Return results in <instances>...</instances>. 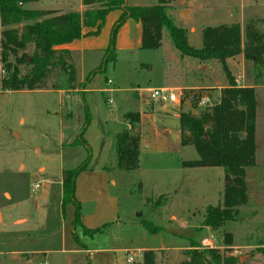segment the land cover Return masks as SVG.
Instances as JSON below:
<instances>
[{"label":"rangeland","instance_id":"374dc122","mask_svg":"<svg viewBox=\"0 0 264 264\" xmlns=\"http://www.w3.org/2000/svg\"><path fill=\"white\" fill-rule=\"evenodd\" d=\"M127 2L129 5L151 6L158 4L159 0ZM166 2L167 14L178 26L186 29L189 43L196 48H199L201 42L203 45V29L206 25L217 26L218 21L224 20L229 14L237 20L241 16L261 21L264 18V0ZM79 5L80 0H37L25 3L24 7L58 8L68 12L76 10ZM183 10L189 11L187 17L181 16ZM258 25L264 27L263 22ZM2 29L0 23V40ZM164 34L163 45L158 49L139 47L132 51H120L115 62L109 63L105 71L92 77L87 84L91 90L88 92L83 81L91 73L89 64L94 59L86 58L78 64L74 85L70 86L66 72L55 68L47 79V89L18 91L1 88L5 73L0 59L2 248L6 246L4 242L12 248V243L17 244L18 237L30 234L36 237L35 244L39 248L49 251L46 255H38L37 264L45 261L46 264H130L124 263L120 257L124 255L126 258L125 252L115 254L104 249L109 246L136 247L147 241L152 245L163 244L169 247L170 263L174 264L173 259L177 260L180 254L176 248L182 245H188L189 248L193 241L189 237L196 239L201 235L195 227L202 223L209 205H218L223 200L226 172L223 167L183 165L184 161L198 159L199 154L193 145L181 144L179 115L192 109L194 95L208 94L213 101H218V89H190L189 97L180 105L149 99L148 89L180 86L190 79L209 83L214 81L216 83L212 84L220 87L228 85V78L218 60H199L204 64L202 70L196 73L187 70L186 64L196 59L182 55L180 57L171 43L169 31L164 29ZM33 50L34 46L31 45L27 53L31 55ZM75 58L71 59L73 64ZM245 59L253 62L246 57ZM10 60L14 61V58L11 57ZM19 68L21 74L30 70L28 64ZM108 80L112 83L109 84ZM104 89L113 91H103ZM182 91L183 89L179 92L176 90L180 94ZM258 98L260 115L257 121V163L247 170L250 172L246 177L249 202L247 206H241L242 211L240 210L235 220L242 223L246 231H240L237 235V249H220L227 255H234L236 251L242 254L253 251L254 256L246 264H264V87L258 90ZM202 109L199 106L195 113ZM128 112L141 114L138 124L141 128L140 163L133 170L117 166L114 148L116 134L130 128L125 119ZM85 123V143H79ZM85 163V170L106 172V178L79 173L76 179L79 198L76 191L75 196L80 203L81 220L82 215L93 213L96 205H105L106 195L102 192L94 195L91 188L96 183L100 186L102 181L106 193L116 198V206L114 208L108 204L109 207L102 209L100 213L109 214L113 209V214L122 219L123 225L111 226L106 231L93 235L77 226L76 240L73 239L71 229L73 231L72 222L78 206L71 202L64 209L60 180L63 170L74 169ZM44 177L47 180L42 181ZM112 180L115 181L114 184ZM97 197L100 202L96 204ZM173 216L177 220L173 221ZM144 220L153 222L161 230L157 234H151L144 226L132 224ZM170 229L181 230L183 236L169 233ZM220 235L223 236V233ZM63 236L67 239L66 243L62 242ZM226 239L229 238L224 235L225 243ZM71 244H78L88 251L80 255L68 254L66 251L74 246ZM218 245L219 242L215 243V246ZM9 248L5 251H9ZM7 258V254L0 255V263H7Z\"/></svg>","mask_w":264,"mask_h":264},{"label":"trees","instance_id":"16d2710c","mask_svg":"<svg viewBox=\"0 0 264 264\" xmlns=\"http://www.w3.org/2000/svg\"><path fill=\"white\" fill-rule=\"evenodd\" d=\"M37 0H0V23L3 27L0 40V59L3 64L1 88L3 90L47 89V79L55 68H61L68 75V82L77 80L76 66L71 62L69 49L58 48L86 35L85 27L95 28L91 35L100 34L108 14L116 9L122 11L114 23L107 49L99 67L91 71L83 83L87 84L98 72L106 70L109 63L117 60L116 40L119 29L133 18L142 24L141 49H158L162 46L163 31H169L173 47L182 55L200 61L218 60L228 78V85L221 89L219 100L211 107L194 113L199 105V96L192 97V109L179 115L181 144L193 145L199 158L183 162L186 167H223L225 188L223 200L218 205L206 208L204 226L219 229L227 222L235 221L241 206L248 203L246 184L247 169L256 165V120L257 99L255 87H240L228 66L227 60L244 54L255 66V77L264 76V27L258 23L264 19H249L245 29V44L239 23L206 26L203 29V45L196 48L188 41L185 28L178 26L166 12V0L151 6L129 5L127 0H82L87 8L83 11L63 12L53 9H27L24 4ZM33 45L31 55L28 48ZM13 57L14 61L10 60ZM28 64L30 70L21 74L20 66ZM183 102L189 97L190 89H183ZM130 128L115 136L117 166L133 170L139 167L141 148V121L139 112L125 115ZM79 143H85L83 132ZM78 143V142H77ZM87 164L62 172V206L74 202L78 206L73 222L88 234L101 233L109 224L95 229L84 226L81 220L80 203L76 199V179ZM150 233L161 228L151 221L141 222ZM76 235V234H75ZM231 243V235H226ZM75 239L77 237L75 236ZM186 259L178 264H237L240 256L227 255L219 248L204 247L195 241L184 251ZM253 255L254 252L249 253ZM247 255V254H246ZM158 264L157 251L143 252L141 263Z\"/></svg>","mask_w":264,"mask_h":264},{"label":"crops","instance_id":"0c3cea01","mask_svg":"<svg viewBox=\"0 0 264 264\" xmlns=\"http://www.w3.org/2000/svg\"><path fill=\"white\" fill-rule=\"evenodd\" d=\"M86 8H87V6H84L82 3V0H80L79 7L73 11L83 12ZM53 10L64 11L63 9H58V8L53 9ZM121 13H122V11L119 9H116V10L110 12L106 18V22H105L100 34L91 35V34H89V32L95 30V28L85 27L84 28V33H86L85 36H83L80 39H76L70 43L59 46L58 48L69 49L72 52L73 57H76L75 58L76 69H77L78 64H80L81 61L84 62V60L86 58L94 59L95 61L89 64V66H91L92 71H93L94 69L99 67L100 64L102 63V60H103V57L105 54V50L107 49L108 44H109L111 29H112L114 23L116 22V20L120 17ZM192 13H193V11L191 10V16H192ZM249 19H253V18L241 16V18L237 20V19H234V16H232V14H229V16L227 15L224 17V20L218 21L219 23H217V25H221V24L230 25L233 23H239L241 26V31H242V35H243V43H244L245 42L246 23ZM261 19H264V18H261ZM164 35L165 34L163 31V37H164ZM141 39H142V24H141V22H139L133 18L128 19L124 23V25L119 29L118 34H117V40H116L117 54L120 51H132L135 48H139L141 46ZM162 45H163V43H162ZM201 45H202V42H201ZM201 45H199V47ZM178 55H180V57H181V54H178ZM196 60L199 61L198 59H196ZM196 60L194 62H189L186 64V67H188L187 70H189V69L193 70V73H196L197 71L202 70L204 64L200 63V61L197 62ZM227 63H228V66L231 70V73L234 76L238 86H240V87L250 86V87H255V89H256V99H257L256 145L258 146V143H257V131H258L257 121H258L259 115H260L258 90L260 88L264 87V82H263L264 77L261 78L263 80L256 79L255 74H254V69H255L254 63L247 61L245 59V56L243 53L236 56V57L228 59ZM145 65H147V64H145ZM186 74H187V72L185 73V75ZM184 82L185 83L180 85V86H175V87L166 86V87L171 89V90H175V91L177 90V92H179L182 89H194L195 90V89H204V88H217L218 92H219L218 94L220 96L222 87L224 88L226 86V84L223 83L224 84L223 86L217 87L216 85L212 84V83H216L214 81L209 83V81H201V80H197V79H190V80L184 81ZM208 84H212V85H208ZM85 90H86V92L91 91L90 89H88V86L86 87ZM103 91H106V90L104 89ZM111 101L112 100H110V102ZM257 151H258V148L256 149V157H257ZM256 163H257V161H256ZM247 170H249V168ZM105 173L106 172H102V171L101 172H95V171L91 172L89 170H84L81 172L80 175H82V174L92 175V176H96V175L99 176L100 175V177H103V179H104V178H106ZM249 173L250 172L247 171V175H246L247 178L249 176ZM93 179L91 180V183L93 182ZM38 182H40L39 179H38ZM100 182H101L100 186H98L99 183L92 185L91 188H92L93 194L95 195L97 192L98 193L102 192L104 195H106L107 201H104L105 205H103V206L96 205V209L93 213L88 214V215H82V223L84 224L85 227H87L89 229H94V228L100 226V224H102V225L109 224L107 229L110 228L111 226L122 227V225H123L122 219L119 216L113 214L114 211L112 208H111L112 210L109 214L103 215V213H100L102 209L109 207L108 204L112 205V207H114V208L116 206V198H114L110 194L106 193V187H105L104 183H102V181H100ZM111 182L113 184L115 183L114 180H112ZM60 183L62 186V178L60 180ZM246 184H247V189H248V179H246ZM76 195L79 198V196H78V181L76 182ZM248 197H249V194H248ZM95 201L97 204L100 202V199L97 197V198H95ZM248 202H249V199H248ZM247 204H246V206H247ZM241 209L242 208H240V210ZM2 219H3V216H2ZM172 219H173V221L177 220V217L173 216ZM24 221H25V219H24ZM72 224H73V222H72ZM132 224L133 225L138 224V226L143 227V224H141L140 222H133ZM195 228L199 230V233L201 235L196 237V239H194L195 237H189L190 240H193L197 243L203 244L205 239L209 238L210 236H214V239H213L214 242L215 243L219 242V245L216 247L221 249V250L228 249V248L237 249V247H238L237 235L239 234L240 231H243V232L246 231L245 228L243 227L242 223L235 222V221L227 222L223 227H221L219 229H212L209 226H204L203 221H202V223L199 226H196ZM76 229H74V227H73V231L71 229V234L73 236V239L75 238V234H77ZM168 232L173 233L174 235H177V236H183L182 231L178 230V229L177 230L170 229V230H168ZM220 233H223V236H221ZM151 234H157V233H151ZM224 235L233 236V241H232V237H230V240L232 242L228 243V241L226 239L227 242L225 243L224 242ZM141 237H143V234ZM35 239H36V237L33 235H30V234L26 235L24 237H18L16 239L17 244H16V242L12 243V245H11L12 248H9L7 243L4 242L5 243L4 245H6V246H4L3 248L0 246V255H5V254L9 255V258H7L8 262L5 264H37L36 258L38 257V255H40V254L46 255L49 253V251L42 249V248H39L35 244V242H36ZM190 240L188 241V243L190 242ZM62 242L63 243L67 242V239L64 236H63ZM220 244H222V245H220ZM72 245H74V244H71V246ZM7 248H9L10 250L5 251V249H7ZM71 248L72 249H70L69 251H66V253H68V254L74 253V254L80 255V254H82V252L88 251V249H83V247H81L78 244L72 246ZM187 248H188V245H184V246L182 245L181 247L176 248L177 251L180 252V254L177 257L178 258L177 260L173 259V262H175L174 264H178L179 262H181L182 260H184L186 258L184 251ZM148 249H153V250L157 251L158 264L170 263V261H171L170 248L164 246L163 244L162 245H152L146 241V243L144 245H139L136 247H123V248H121V247L109 246V247L105 248L104 250L108 251L110 253L111 252L115 253V254L117 252H120V253L125 252V255H127L126 258L124 255L120 256L122 258V261L125 263L126 259L129 256H133L137 261H141V256H143V252L145 250H148ZM162 251H165V254H162ZM242 255H246V254L241 253L240 255H234V256H242ZM179 256H182L183 259H181V257L179 258ZM252 256H254V254L251 255L250 257H252ZM249 258H247L244 263H241L239 261L237 264H246V262L249 260ZM69 260L70 259H68V261ZM44 263L46 264V261ZM44 263H42V264H44Z\"/></svg>","mask_w":264,"mask_h":264},{"label":"built area","instance_id":"2783aa9c","mask_svg":"<svg viewBox=\"0 0 264 264\" xmlns=\"http://www.w3.org/2000/svg\"><path fill=\"white\" fill-rule=\"evenodd\" d=\"M108 83L111 84L112 81L108 80ZM138 90V89H137ZM106 91H113V89H106ZM148 91L150 92L149 95V99H159V100H163L164 102H172L175 104H181L183 102V97H184V92L182 91V94L177 93L175 90H171L167 87H153V88H149ZM217 101H213L212 97L208 94H202L199 97V102L198 105L202 108H207V107H211L213 106ZM42 181L47 180V177H44L43 179H41ZM214 237L210 236L209 238L205 239V241L203 242L202 246L204 247H211V248H217L215 246V242H214ZM241 252L236 251V254L234 255H240ZM143 260V256H141V261ZM126 262L133 264L136 262H140L137 261L133 256H129L126 259Z\"/></svg>","mask_w":264,"mask_h":264},{"label":"water","instance_id":"95a60500","mask_svg":"<svg viewBox=\"0 0 264 264\" xmlns=\"http://www.w3.org/2000/svg\"><path fill=\"white\" fill-rule=\"evenodd\" d=\"M189 15V11L188 10H183L182 12H181V16L182 17H187ZM196 112V110H194V113ZM251 255L250 254H247V255H242V256H240L239 257V261L241 262V263H244V261L247 259V258H249Z\"/></svg>","mask_w":264,"mask_h":264}]
</instances>
